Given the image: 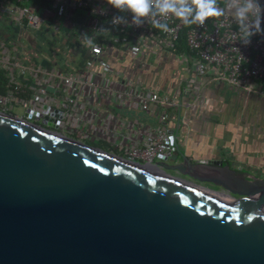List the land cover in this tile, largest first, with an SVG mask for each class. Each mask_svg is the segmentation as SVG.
Masks as SVG:
<instances>
[{"label":"water","instance_id":"1","mask_svg":"<svg viewBox=\"0 0 264 264\" xmlns=\"http://www.w3.org/2000/svg\"><path fill=\"white\" fill-rule=\"evenodd\" d=\"M0 264H264V178L178 148L142 165L0 113Z\"/></svg>","mask_w":264,"mask_h":264},{"label":"crops","instance_id":"2","mask_svg":"<svg viewBox=\"0 0 264 264\" xmlns=\"http://www.w3.org/2000/svg\"><path fill=\"white\" fill-rule=\"evenodd\" d=\"M259 2L264 6V0ZM45 34L48 46L38 35L20 32L0 17V46L5 44L10 58H20L21 68L28 70V75L19 76V80H27L33 88L47 81L50 96L58 98L61 94L53 92L62 82L33 71L50 65L41 59L42 55L49 54L54 59L53 67L71 64L79 68L81 62L77 54H69ZM78 39L79 36L77 46L84 52ZM54 46L58 50L52 53ZM103 57L113 68L114 80H106L94 65L91 73L80 76L82 85L78 90L63 88L62 93L75 100L61 128L63 135L125 159L132 145L157 129L162 108L143 111L138 98L146 91L157 92L180 105L196 101L191 108L178 106L169 110L174 118L171 128L175 131V145L182 155L191 162L221 161L231 169L264 178V98L246 95L209 77L194 76L189 52L164 53L147 44L134 59L119 50ZM184 89L189 91L182 95ZM17 112L20 115L19 109Z\"/></svg>","mask_w":264,"mask_h":264},{"label":"built area","instance_id":"3","mask_svg":"<svg viewBox=\"0 0 264 264\" xmlns=\"http://www.w3.org/2000/svg\"><path fill=\"white\" fill-rule=\"evenodd\" d=\"M219 5L225 7L224 2H219ZM116 16H124L128 24H113ZM0 17L20 32H28L33 37L38 35L45 46L49 44L44 37L48 31L53 43L80 58L79 68L71 64L53 67L54 59L49 54L42 55L41 59L50 65L36 67L33 71L44 72L48 79L57 78L62 82L61 87L54 88L53 94H61L56 98L50 96L47 81H41L33 88L27 80H19V76H24L28 70L16 71L20 58H10L6 45L1 44L0 69L9 83L8 91L0 95V110L3 113L15 110L16 118L24 119L41 130L62 134L61 128L75 102L62 90L64 87L78 90L82 85L80 76L91 73L94 65L106 80H114L113 68L103 55L119 50L134 59L147 44L154 50L177 54L176 45L184 30L185 45L191 59L190 70L194 76L209 77L246 95L264 98V36L257 35L250 45H244L240 42L238 24L230 13L209 18L203 25L190 26L170 15L166 22L171 32L154 28L146 19L142 25L136 26L131 23L130 13L120 12L107 0H0ZM100 28L107 31L98 34L96 30ZM83 33L93 37L94 46L84 43ZM77 34L84 52L77 46ZM55 46L50 50L52 53L58 50ZM188 91L184 89L182 95ZM138 98L143 111L153 112L157 107L162 108L158 114L159 124L154 134L128 149L125 159L147 166L167 162L177 149L173 142L175 131L171 128L174 118L169 110L178 106L191 108L196 101L180 105L168 95L151 91L143 92ZM25 114L30 117H23Z\"/></svg>","mask_w":264,"mask_h":264},{"label":"clouds","instance_id":"4","mask_svg":"<svg viewBox=\"0 0 264 264\" xmlns=\"http://www.w3.org/2000/svg\"><path fill=\"white\" fill-rule=\"evenodd\" d=\"M225 7H220L218 0H107V3L120 12L131 14V23L140 26L145 19L156 29L171 32L167 19L173 16L185 25H203L209 18H219L230 13L238 24L240 42L250 45L252 38L264 36V6L259 0H223ZM162 20L164 22H162ZM113 24H128L124 16L113 17ZM97 33L107 31L105 28ZM84 43L92 47L94 39L87 33L81 34Z\"/></svg>","mask_w":264,"mask_h":264},{"label":"rangeland","instance_id":"5","mask_svg":"<svg viewBox=\"0 0 264 264\" xmlns=\"http://www.w3.org/2000/svg\"><path fill=\"white\" fill-rule=\"evenodd\" d=\"M45 33H48V31H46ZM21 65H22V63H18V67L16 68V69H18V70H16V71H21V70H23V68H21ZM20 66V67H19ZM24 66V65H23ZM4 73H1V80H0V85H1V87L3 88V90H4V93H6V91H8V77L6 78V77H4V76H2ZM14 76H16V73H15V75ZM10 89V88H9ZM12 114H15V110L14 111H12ZM21 115V114H20ZM203 185H205V186H207V187H210V185H208V184H203Z\"/></svg>","mask_w":264,"mask_h":264},{"label":"trees","instance_id":"6","mask_svg":"<svg viewBox=\"0 0 264 264\" xmlns=\"http://www.w3.org/2000/svg\"><path fill=\"white\" fill-rule=\"evenodd\" d=\"M176 48H177V51L189 52L186 45H185V30L182 31V33L180 34Z\"/></svg>","mask_w":264,"mask_h":264},{"label":"flooded vegetation","instance_id":"7","mask_svg":"<svg viewBox=\"0 0 264 264\" xmlns=\"http://www.w3.org/2000/svg\"><path fill=\"white\" fill-rule=\"evenodd\" d=\"M2 76H4V75H2ZM0 80H1V74H0ZM2 94H4V90H3V88H2L1 85H0V95H2ZM0 113H2V114H4V115L8 116L9 118H13V119L16 118V117L14 116V114H12V113H3V112H1V110H0ZM16 119H19V118H16ZM208 185H210V184H208ZM210 187H213V188H214V186H212V185H210Z\"/></svg>","mask_w":264,"mask_h":264}]
</instances>
